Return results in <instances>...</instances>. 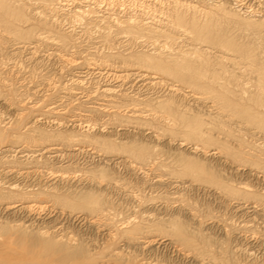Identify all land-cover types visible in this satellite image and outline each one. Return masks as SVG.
<instances>
[{"label": "rangeland", "instance_id": "rangeland-1", "mask_svg": "<svg viewBox=\"0 0 264 264\" xmlns=\"http://www.w3.org/2000/svg\"><path fill=\"white\" fill-rule=\"evenodd\" d=\"M131 1L132 0H128V2L126 3L129 7L133 2L132 7H135V8H130V10L136 12L137 14L142 12L141 15H144L143 17H145V18L150 17V19L151 20L153 19V21L155 20L154 18H156V19L158 18L159 21H158V19L155 20L156 22L154 21L156 24L162 23V25L163 24L166 25L167 17H169L170 15H172L174 13L175 7L172 5L170 0H166V1L158 0L157 2L151 3V4H149V3L146 4L145 1H142V0H136V1L133 0L132 2ZM239 3L240 2L233 0L230 4L231 5L230 8H232V10H234L235 12L240 9L239 10L240 15H229V16H227V15H213V14L212 15H209V14L206 15V13H203L202 11L201 12L197 11V14L195 13L196 18L199 21H201V22L207 21L211 24V26H213L212 27V34L215 37L216 43H212V44L211 43L210 44L201 43L200 41L194 40L195 38L191 37V34L189 32L186 33L181 28H180L181 30L180 29H178V30L174 29L172 26L170 27L171 24H168V26H165V27H168L167 31L170 32L171 39L170 38H168V39L164 38V40H163V38L160 37L158 39L159 45H156V46H159L158 50H163L161 52H164V50H166L165 53H172V56H175V55H173V53H176V52L177 53H179V52H186L187 53L188 51L192 52L193 51L192 49L195 47H198V46L201 47L202 49H206L207 53H205V58H206V61H207V59L209 60V63L207 61V64L204 65V69H203L204 71H202L204 73V76L206 77L205 81L209 82L211 79L214 80V82L211 80L210 84L214 85L213 87L215 88V90L218 89V91H220L221 93H224V94L226 93L232 101H236L239 105L243 106V105H246L248 103L246 98L248 97V94L250 93V91L255 89L254 85L256 83V80H255L256 78L253 75H256V72H254V70H253L254 68H252L253 66L251 64L254 61L255 64L259 63V64H257L259 66L261 64V62L264 61V27L255 26V25L249 24L248 22L246 23L245 18H247V15H246L247 12H245V10L246 9H253L255 12L254 14H262V12L264 10L262 9L263 7H261L259 4H256L252 1L251 2L248 1L243 6L242 5L238 6ZM258 5H259V7H258ZM122 7L124 8L125 6L119 5V6L115 7V9H116L115 14L116 15H118L119 13H120L119 15L123 14ZM249 7H251V8H249ZM139 9H143V11H140ZM146 9H147V11H146ZM143 12L144 13L147 12V13L143 14ZM149 12H151V13H149ZM63 15H64V13L62 11H58V10L55 12L54 11H51V12L48 11V13H47V16L49 17L48 18L49 24L50 25L52 24L51 25L52 29L53 30L54 29L59 30V31L56 30V33L54 32L55 30L50 32V33L55 34V36H53L52 34L46 32V31H39V34H43L42 35L43 38H40V40H38V39L30 40V42L26 40L27 43L24 42L25 47H24L23 54L22 53H19L20 55L19 54H17V55L13 54V52H15V50H13L14 47H11V46L4 50L5 52L7 50V53H6L7 57L8 56H9L8 58L11 57V61L9 62V64L7 63L6 66L0 67V73H1L0 74V92H1L0 95L2 94L0 96V115H1L0 116V129L4 128L3 125H5L6 127L11 126V128H13L12 126H15V124L18 123L16 120H19V122L21 123L19 131L20 132L24 131L23 133H25V134H23L24 135L23 140L15 141L14 139L9 138L10 140L8 139L6 143H4V144L0 143V153H1L0 154V182L9 180V177L11 175H9V172H6V170H8V169L12 168V169H15L17 172H24V170L28 171V169H29V168L28 169L24 168V167H26L24 165H17L16 163L11 164L10 162H7V160L4 157H2L3 155L12 154L11 155V156H13L12 161L14 162V161L24 160V157H22V158H20V157L23 156L24 153H30L29 151H25L24 153H18L19 151L24 150L23 148H25V147H26L25 148L26 150H38V149H41V148L46 147V146L49 147V145L51 144L50 147H52V146L57 147V148H59V151L58 152H47V153H43V151H41L42 155L44 154L43 155L44 158H46L47 156H49V157L51 156L49 161H46L47 164L41 163L38 165L39 167H36V168L34 167V168L29 169V170L34 169L35 170L34 173L32 172V173H29L28 175H27V173H24V174L22 173V175H20V176H18V178H16L18 183H21V186L23 184L25 185V183H26V185L36 184L34 186L33 190H31L33 194L31 193V195L27 196V198L26 197L22 198L19 196L14 197V200L15 199L18 200L15 203L19 204V206H17L14 209H10V210L9 209H6V210L3 209V208H5L6 205L7 206L9 205V200L4 199V198H0L1 199L0 200V213L4 214V216H2V215L0 216V217L4 218V219L1 218L0 221L9 224L8 222L13 223V221H11V220H14V219L19 220L21 218H24V217H22L23 216V212H21L22 209L20 211H17L16 209L19 208L20 206H27L28 204H30V202L36 203L39 206L45 205L47 203L49 206L46 204L48 206V209L45 211V214H47L46 217L48 219L46 217L44 219H46V222L48 220L50 225L47 223H45L43 225L47 224L46 226H50V227L52 226L51 227V229H52L56 225L57 221L59 222L58 216H60V217L62 216L58 212H61L62 210H63L62 211L63 214H65L67 212L66 209L63 208V205L62 206L60 205L61 202H59L56 199L57 198L56 196L59 194V192L55 188H52V186H54L58 183V185L61 186V189H65V187L66 186L69 187V185H70V187L71 186L79 187V185L82 186L83 184H88V182H89V184H91L92 182L90 181V179L87 178L88 176L84 177V175H83V170H86L87 169L86 167L92 166V164H96L99 166L98 169L103 168L104 162L107 161L109 158L110 159L119 158L118 160L114 159L115 162L116 161L118 162L122 159H125V161H126V159L127 160L129 159L126 157L125 153H122V151H118L115 149V150H105V151L102 150V152H100V150L95 148V146L89 145V143L87 144V142L75 144L74 142H68L67 143L66 141H60V142L56 141V140L54 141V139H49L45 143L44 142L42 143L39 141L33 142V141L28 140V138H27L28 136L26 135L27 134L26 132H28L27 130L29 128H30V130L31 129L44 130L45 132H48V133H53V132L57 133V132H61V131L71 132V130L76 131L77 129L75 130V128H73V126H72V124H76V123L80 124V125H84V124H91L92 122H94L93 124L95 125V127H97L99 124H101V126H98L97 128H95L93 130H87L85 128H83V129L79 128L76 131L79 133L82 132L83 134H88V135L98 134V135H103L106 137L111 136V138H116L117 140H121L122 142H125L129 139H134V138L141 140L143 142H145V141L151 142L152 141L153 143H158L160 145L165 144L166 147L168 149H170L171 151L177 149L178 145L182 141V143L184 142L183 143L184 145L183 146L179 145V146H181V147H179V150H182V152L185 153V154L183 153L185 156L189 155L192 157L191 158L192 160L197 162V165L193 164L194 166L196 165L197 167H199V165L201 163L199 164L198 160H200V161L203 160L201 162L205 161V162L211 163L212 165L217 167V169L219 167V169L221 170V174L223 173L222 175L225 178H228L230 180L233 179L232 180L233 184H236L238 182H243V183L245 182L247 184L250 183L249 185H252L254 191H256V192L260 191L259 193L264 194V131L262 132V130L254 129L251 126H248L244 121H242L238 117H235L233 115L231 116L227 110H225L223 108L220 109L221 108L220 102H217L218 99H216V98L214 99L212 92L208 91L209 92L208 93L207 90H204L205 91L204 93H207L205 95H204V93L202 94V95H204L203 97L206 96L205 98H203L204 100L203 101L202 100H196L192 94L196 95L199 92H203V91H200V89L191 85L190 84L191 82H184L183 81V82L178 83L174 79L172 80V79L164 78L162 82L154 84L151 82V80L149 78H146L144 80H142V79L139 80V78L137 76L131 75L130 77H126L127 78L126 80L124 78V79H121L119 81V84H122L120 87H116L118 85V83H116L115 81L112 82L113 85L116 84L115 86H113L114 89L118 90L116 93V94H118V96L115 94V96L117 97V98L115 97V102L112 103L111 101H109V99H105L103 97L100 98L99 97L100 95L91 96L92 95L91 91H93L95 88H97L98 85L101 87L100 88L101 90L103 89L102 87H104L103 86L104 82L102 79L96 78L97 80L100 81V83L96 84V82H94L97 80L94 79L93 77H96L97 74H94V76L91 75L90 77L87 76L88 79L86 78L87 80H84V81H87L88 83L83 84L82 86L79 85L80 87L78 85L77 86L73 85V82H72L75 79H77V80L81 79L82 80V77H79L80 75L85 76L84 73H82V72L84 70L86 71L87 68L89 67V66H87V61L89 63L90 59L96 60L98 58L99 60L97 59V62L100 61L99 63L104 65L105 63L103 64V61L101 59L104 57L102 54H104V55L109 54L106 52H110L113 54H121L123 52L122 54L126 55V54L133 52V51L137 52L139 50L140 51H147L148 50L147 52L150 53L151 52L150 50H152L151 41L153 39H149L147 43L146 42L141 43L139 41H138L139 43L138 42H130L129 40L127 41L126 37H121L120 36L121 34H119V36L113 37V39L109 43L103 39L104 35H105V29H104L105 25L100 23V22L99 23L96 22V20H94V17H91L92 18L91 23L89 21L88 25H87L88 27L91 28V30H90V28L86 29V30H82L81 28H83V29L86 28L85 27L86 25H84V26L79 25L76 21H71V19H69ZM166 15H167V17H165ZM52 16H55V18ZM56 16H57V18H56ZM60 18H61V20H59ZM59 21H61V22H59ZM68 21H70V22H68ZM93 21L95 22V24ZM72 22H74V25L70 26V24H73ZM58 24H60V25H58ZM98 24L100 25V27ZM61 26H63V27L61 28ZM92 26L93 27L97 26V27H95L96 28L95 29ZM98 28H102V29H98ZM70 29H72V32H70L71 31ZM73 31H74V33H73ZM61 33H63V35L61 37H63V38L66 37L67 38L66 41L69 42L66 45L60 41L61 40L60 39ZM67 33H69V34H67ZM72 33L75 35H73ZM80 33H82V34H80ZM98 33L101 35H99ZM46 34H48V35L50 34L51 36L49 35V37H47L48 35H46ZM56 34L57 35L59 34V35L57 36ZM52 37L53 38L55 37L54 40H56V41H58V39H60L58 42H61V43L53 41ZM82 37H83V39H82ZM84 37H85V39H84ZM86 37L87 38L89 37L90 39L89 38L87 39ZM48 38L51 40L47 41ZM74 39H75V41H74ZM84 40H86V41H84ZM113 40H115V41H113ZM117 40H118V42L120 41V43H119V45H121L120 47H118L119 45H118ZM51 41H53V42H51ZM73 41H74V44H73ZM49 42H51V44ZM54 42H56V43H54ZM103 42H105V43H103ZM128 42H130V43H128ZM27 44H29V45H27ZM37 44H39V45H37ZM71 44H72V47H71ZM76 44H78V45H76ZM223 44H225L226 47H230V49H232V50H228L225 47V45H223ZM33 45L35 47L37 45V48L34 49L35 47ZM54 45L56 46V49H55ZM145 45H146V47H145ZM40 46H41V49H40ZM48 46H49V48H47ZM51 46H52V48H51ZM61 46H64V48ZM110 46L113 48V50ZM114 46L116 47V49ZM68 47H69V49H68ZM30 48H32L34 50L32 51V49H30ZM71 48H72V51L70 50ZM126 48L130 49L129 50L130 52ZM190 48H192V49L190 50ZM10 49H11V51L12 50L13 51L11 52ZM109 49H111V50H109ZM73 50H75L76 53L73 52ZM123 50H125V51H123ZM57 53H61V54H57ZM247 53H249L250 55L249 56L245 55ZM52 54H54L56 56L55 57L56 59L54 58V55H52ZM69 54H71V56ZM94 55H95V59H94ZM221 55L224 57H227L228 59L223 58V60L220 62L221 64H219L218 62H216L215 57L221 56ZM87 56H89V57H87ZM194 56H197V55L195 54ZM68 57H70V58H68ZM86 57H87V59H86ZM251 57L255 60H251ZM8 58H6V59H8ZM17 58H19V59H17ZM57 58H59L60 61L58 60V62H57ZM14 59H16L15 60L16 62L14 61ZM254 62H253V64H254ZM37 63H39V64H37ZM74 63H76V64H74ZM60 64H62V65H60ZM63 64L65 65V67ZM33 66L35 67L34 69L32 68ZM40 66H41V68H40ZM23 67H25V69ZM102 67L106 70L105 66H102ZM249 67L251 68V71L253 70L252 72L250 71ZM128 71L129 72L131 71V73H134L133 71H135V70L130 69V70H127V72ZM31 72L32 73L36 72V73L32 74ZM48 72H50V73H48ZM124 72L126 73V71H123L122 73H124ZM47 73H48V75H47ZM252 73H254V74H252ZM45 74L47 75L46 77L44 76ZM40 75H42V76H40ZM207 77H208V79H207ZM89 78H93V79L91 80ZM89 81L91 83H89ZM252 81H253V83H252ZM121 82H123V83H121ZM148 82H150V83H148ZM219 83H222V85ZM176 84L178 86H176ZM251 84H254V85H251ZM220 86H222V87H220ZM251 87L252 88L254 87V88L252 89ZM169 88L170 89L173 88L176 90L171 91ZM1 97H3V98H1ZM118 97H119V99H118ZM122 98L127 99V101L124 100L125 101L124 103H127V104L129 103L127 106L121 107L120 109H118L119 111H116L115 110L116 108L113 109L114 107H110L112 104L118 103L119 100H123ZM155 98L169 99L170 101L168 103H171L174 105L175 112H173V114L169 115L167 113V110L161 109L160 107H157L154 111H151V107L147 106L145 104V102L150 101L151 99H155ZM99 99H101V100H99ZM132 99H134V100H132ZM215 100H217V101H215ZM132 102H133V104H132ZM141 102H143V103H141ZM139 103H141V104H139ZM217 103H219V104L217 105ZM136 105L138 107H140L139 110H138V107H136ZM134 107H136L137 109ZM111 108H112V111H111ZM143 108L146 111H143ZM53 109H54V111H53ZM140 109L142 111H140ZM113 110L116 113L115 114L116 116H114ZM109 111H110V113H109ZM224 111H227V112H224ZM150 112H152V113H150ZM154 112H156V113H154ZM218 112L221 114H219ZM194 113L196 115H199L197 117L202 118L204 120L203 121L204 122L203 128H205L207 130L210 128L211 129V130H209L210 134L212 136H214V138L216 139V141L214 142V146H213V144L207 145V143H206V145H205L203 143V145L206 146L204 151H203V149L198 150V151H196V150L193 151L194 148H192V147H194V144L197 141H194L195 142L194 143L193 140H191V139L188 140V139H186L185 136H184L185 140L184 141L181 140V138H184V137H181V136H183L182 128L177 123H178L179 119L187 118V116L190 114L195 115ZM227 113H228V116H225ZM229 115H230V117H229ZM19 117H21V118H19ZM78 117H80V118H78ZM20 119H22V120H20ZM72 119H77L78 121H72ZM175 119H177L178 121L176 122ZM80 120H82V123ZM59 121H60V124H61V122H63V123L61 125H58ZM79 121H80V123H79ZM209 121L212 123L210 124ZM220 122H221V124H220ZM6 123H8V124H6ZM69 124L71 125V127ZM205 125H207V126H205ZM171 128H173L175 130L181 129V131L178 130L177 131L178 134L176 133V135L172 133L174 136L167 134ZM230 128H231V130H230ZM162 129H164V131ZM165 130H167V131L165 132ZM19 131H17V132H19ZM10 132H11V130H8V133H10ZM165 134H167V135H165ZM153 135H155V136L158 135L159 137L158 138L156 137L154 139ZM27 141H29V142H27ZM90 146H92V148L94 150L96 149L95 152H92L93 149L88 150V152L91 154L88 153L86 155V154H83V152L77 153L76 152L77 150H74L75 147H83V149H88ZM222 146L223 147L228 146V148H232L233 150L238 149L237 151H242V155L245 156L246 158H248L249 162L247 161V162L242 163V161H239L238 159L237 160L233 159L232 156H230L226 151L223 150L224 148ZM117 147H119L118 144H117ZM215 147H217V149ZM218 147L221 149L222 154L219 152L220 149ZM4 148L5 149L7 148L11 151L3 152ZM216 150L219 153L216 152ZM16 151H18V152H16ZM214 152L216 153L215 156H214ZM98 153H100L101 155H99ZM36 154H38V152H36ZM226 154H228V155H226ZM189 156L186 157V159L187 158L189 159ZM193 156L197 157V160ZM228 156H229V158H228ZM40 157L41 156L38 155L37 158H40ZM129 160H131V159H129ZM186 161L187 160H185V162ZM115 162L109 163V166L108 165L107 166L110 168L111 166H114ZM128 163L129 162H125V164L122 163L123 165L117 163V167L115 166V169L117 171H119L118 175L122 179H124V181L122 182V184L118 185L119 188L116 186V190H114V189H112L111 191H110V189L108 190L111 192V195H113L112 200L114 203H116V204L120 203L119 205H122V203H123V206H121V208H123V210L125 208L127 209L128 207H131L132 205L136 204V202L135 203L131 202L132 197L129 196V195H131L130 190H132L133 192H134V190L137 191L136 189H139L140 187H142V185H140V184H143V182H145V181L147 182L148 185H150L151 184L150 179L154 176L153 174H151V172H150V174H148L149 171L148 172L145 171L146 174H144L143 170L138 169L139 165H137V164L136 165H129ZM104 165H106V164H104ZM125 165H126V167H125ZM182 167L180 168V166L177 165L175 168V170H176L175 173L178 172L177 176L182 175L181 176L182 179L184 181H186L188 184H193L194 189L191 188V192L190 191L188 192L189 200L191 199V200H193L194 203H197L198 205L196 204L197 205L196 207H198L200 205V207H201L200 209L202 210V212L206 209L205 207H207L208 210L210 208L212 214H214L216 217V218H214L212 223L210 222V220L205 221L203 224L197 223L199 226L201 225L200 228H202L203 230L207 229L208 232H210V233L212 232L213 235L217 238L219 237V238H224L225 240H227L230 249L231 250L234 249L233 251L236 252L234 256H237L236 259L237 258L238 259L235 261L237 262L238 260H241V262L239 261L238 264H259V263L261 264V263H264V251H263L264 246L262 244V241L260 240L261 238L263 239V237L261 235L262 231H258L259 230L258 228H260V226L262 227V230H263V228H264L263 224L264 223L262 222L261 219H259L260 216L259 217L254 216L257 214V211H258V213L261 214L262 211L259 209L262 207L261 209L263 210L264 207L259 206V209H257L255 211L250 207L251 203L248 204L249 203L248 201H245V200L239 201L238 199H233L227 193L222 192L220 189L218 190L217 185H215V184L211 185L210 183H208L207 180L210 178V176H208L209 178L206 176L208 173H204V172H206L205 170L202 171L203 173H200V172H197V171H199L198 168L194 167V168H192L191 171L188 172L187 170L185 171V168H182ZM51 168L54 171H58V173L64 172V174L63 173L61 174V175H63L62 176L63 178L59 177V176L52 178L53 176L48 172V171H50L49 169H51ZM66 169H69V170H67L68 172L66 171ZM133 169H134V171H133ZM73 170H76L77 174ZM179 171H181V172H179ZM67 173H68V175H67ZM70 173H72V174H70ZM13 175L15 176V173H13ZM64 175H65V177H64ZM24 176H26V177H24ZM68 176H70V178H68ZM71 176H72V179H71ZM145 177H148V178H145ZM19 179L23 182H21ZM175 179H178V178H175ZM195 179H196V181H195ZM67 181H69V182H67ZM125 181H126V183L128 182V184L126 185L128 188L125 187V185L123 187V183H125ZM208 184H210V185H208ZM121 185L123 188L121 187ZM197 186L199 187V189L195 188ZM0 187H2V186L0 185ZM119 189H120V191H119ZM123 189H127V191L123 190ZM1 190L2 189L0 188V192H2ZM112 191H114V193ZM202 192H204V193H202ZM136 194H138V193H136ZM147 194L149 195V193L146 191L145 195L147 196ZM125 200H126V202H125ZM117 201H119V202L117 203ZM240 203H242L243 207L241 206ZM119 205H116V206L118 207ZM147 207L150 208L147 205L146 207L144 206V208L142 207L141 209L143 210V209H146ZM246 207H250V208L247 209ZM151 208H153V210L156 209L155 212L156 211L163 212L164 209L165 210H168V209L174 210L173 208H175V207L169 206L167 208L164 206V204H159V206H158V204H155ZM51 209H52V211H51ZM14 210H16L15 213H14ZM205 211H207V209ZM75 213L81 215V213H83V212L82 211H75ZM6 214L8 215L7 217H6ZM42 216H44V215L40 214L39 217L42 218ZM56 217H58V218H56ZM215 219H216V221H215ZM72 221H73L72 219L69 221L66 220V222H65L66 224H64L63 229H60L62 227L59 228L60 224L56 225V227H54L51 230V231L55 230L54 235H51V237L54 239L58 238L61 236V234L63 232L64 233H66L67 231L70 232V230L73 234L75 233L74 235L78 234V236L81 235L83 238H85V237L87 238L88 235L90 236V233L93 236L98 235V237H97L98 240L96 241V243L98 242L97 243L98 246H96V243H95V245L93 246L94 252L91 251L92 253H94L92 255L93 256L92 259L94 258L93 260L96 262L97 261L100 262L101 260H104L102 256L104 253L106 254L107 252L100 251L99 248L101 247V249H102V247H103L102 245L109 243L110 241L113 243L114 242L113 239L109 240V238L111 239V237H108V236L105 237L106 235L103 236L101 234L99 235V233L97 234L96 232L95 233L91 232V230H90L91 228H89V223H87V222H90L88 220L84 221V222L80 219H79L80 222L79 221L72 222ZM240 221H241V225L239 223ZM244 221L249 222V223L247 222L248 226H246L247 223ZM244 223H246V224H244ZM39 224H41V223H39ZM211 224L214 226H212ZM218 224L220 227L218 226ZM41 225H40V227H41ZM238 225L241 227L239 228ZM243 225L245 226L244 227L245 232H243V230L242 231L240 230V229H244ZM253 225L255 228L253 227ZM257 225H258V227H257ZM251 226L253 227V229H255V230L257 229V231H258V234H255V236L253 235L254 233L251 230H249L250 228H252ZM40 227H39V225H38V227H37V225H35V228H40ZM64 227H66V229ZM248 227H249V229H248ZM87 229H88V231H87ZM216 229H217V231H216ZM230 229L231 230L233 229L234 232H232L233 230L231 231ZM239 230H240V232H239ZM247 230H249L250 232ZM120 231H122V230H120ZM207 231H205V232H207ZM225 231L226 232L229 231L233 234L229 233L227 236ZM237 232H239V233L237 234ZM241 232H243L244 234ZM251 232H252V234H251ZM221 235L223 237H220ZM8 236H9L8 234L0 233V264H56L57 263L56 261H58L59 257L61 256V255H59L60 252H58L57 250H54V248H48L47 249V247H45L43 245V243L40 241L37 242V241L32 240L30 238H26V239H24V241H18L17 243H15L12 240L13 238L11 236H9V237ZM252 236H254V237H252ZM249 237H252V238H249ZM257 237H261V238L257 239ZM104 238L106 240L107 239L108 240L106 241ZM102 242H105V243H102ZM121 242L122 241H120V243H117L116 245H114V247L115 248L119 247V245H121ZM235 246L238 248H236ZM260 246H261V249L259 248ZM97 247H99V248L97 249ZM235 248H236V250H235ZM246 250L248 251L249 254L247 253ZM98 251H99V253L102 254V256L97 253ZM165 252H167V251L163 250L162 253L164 254ZM145 254H148V253H145ZM100 256L102 258H100ZM142 257H144V256L140 255L136 258H132V260L129 261L130 263H127V264H139V261L141 260L140 258H142ZM185 259L184 258L181 259L182 263L180 261H177V262H180L179 264H183V263L188 264L189 261L186 262ZM81 261H82V258H79V257L72 258L70 264H77V263L79 264ZM253 261H255V262H253ZM140 262H142V261H140ZM177 262L175 264H177Z\"/></svg>", "mask_w": 264, "mask_h": 264}, {"label": "bare ground", "instance_id": "bare-ground-1", "mask_svg": "<svg viewBox=\"0 0 264 264\" xmlns=\"http://www.w3.org/2000/svg\"><path fill=\"white\" fill-rule=\"evenodd\" d=\"M142 1H145L146 4L147 3L151 4V3L157 2L158 0H142ZM164 1H166V0H164ZM232 1L233 0H170L172 5L175 7L174 13L172 15H170L169 17H167V15L165 16V17H167V22H166V25L163 24L164 25L163 26L162 23L161 24L155 23L156 22L155 20H157L158 18L157 19L154 18L155 19L154 20L155 22H154L153 19L152 20L150 19V17L149 18L143 17L144 15H141L142 12L137 14L136 12L130 10V8H135V7H132L133 2L128 7V5L126 4L128 2V0L127 1L126 0H0V67L6 66L7 63L9 64V62L11 61V57L10 58H8L9 56L7 57V54H6L7 50H6V52L4 51L6 48H8L10 46L14 47L13 50H15V52H13V54H15V55H17L19 53L23 54L24 47H25L24 42L27 43V41L30 42V40H35V39L40 40V38H43L42 37L43 34H39V31H46V32L50 33V32L55 30V29L54 30L52 29V26H51L52 24L51 25L49 24V21H48L49 17L47 16L48 11H50V12L51 11L55 12L57 10L62 11L64 13L63 16H66L67 18L71 19V21H76L79 25H83V26L86 25L85 26L86 28H84V29L81 28L82 30H86V29L90 28L87 26L88 22L90 21V23H91V19H92L91 17H94V20H96V22H98V23L100 22V23L105 25L104 26L105 35H104V38L103 37L102 38L106 42L110 43L111 40L113 39V37L119 36V34H121L120 35L121 37H126L127 41L129 40L130 42H138L139 41L141 43H145V42L147 43L149 39H153L151 41L152 50H150L151 51L150 53L147 52L148 50L147 51H140L139 50L137 52L133 51V52L129 53L130 52L129 50L131 49L129 47L130 49L126 48L129 51L128 52L129 54H126V55L122 54L123 52L121 54H113L110 52H106L109 54L108 55L102 54L104 57L101 59L103 61V64L105 63L104 65L100 64L99 63L100 61L97 62L98 58L96 60L90 59L89 63L87 61V66H89V67L87 68L86 71L84 70L82 72V73H84L85 76H81V75L79 76V77H82V80L81 79L73 80L72 81L73 85L82 86L83 84L88 83L87 81H84V80L88 79L87 76L90 77L91 75L94 76V74H97L96 77H93V78L94 79H96V78L102 79L104 82V84H103L104 87H102L103 89L101 90L100 89L101 87L98 85L99 87L97 86V88H95L93 91H91V94H92L91 96L100 95L99 96L100 98L103 97L105 99H109V101H111L113 103V102H115V97H116L115 94L117 93L118 90L114 89L113 86H115L116 84L113 85L112 82L115 81L116 83H118V85L116 87H120L122 84H119V81L121 79H124V78L126 80L127 79L126 77H130L131 75L137 76L139 78V80L140 79L144 80L146 78H149L151 80V82L154 84L162 82L164 78L172 79V80L174 79L178 83L183 82V81L184 82H191L190 83L191 85L200 89V91H203V92H199L196 95L192 94L196 100H202V101L204 100L203 98H205L206 96L205 97H203V96L205 94H207V93H204L205 92L204 90H207V92L208 91L212 92L214 99L215 98L218 99V101L217 100H215V101L220 102V105H221L220 109L223 108V109L227 110L231 116L233 115L235 117H238L239 119L244 121L248 126H251L254 129L262 130V132H263L264 131V61L263 60H262L263 62H261V64L259 66L257 65L259 63L255 64V62L253 61L254 64H253V62L251 64L249 62L253 66L252 68H254L253 69L254 72H256V75H253L256 78L255 79L256 83H255V85L251 84V85L255 86V89H253L254 87L253 88L251 87L253 90H251L252 92L250 91V93L248 94V97L246 98L248 103L246 105L242 104L243 106H241L236 101H232L226 93L225 94L221 93L220 91H218L217 88H216L217 90H215V88L213 87L214 85L210 84V81L212 79L209 82L205 81L206 77L204 76V73L202 71H204L203 70L204 65L207 64V61L209 63V60L207 59V61H206V58H205V53H207L206 49H202L201 47L198 46V47H195L193 49L190 48V50L191 49L193 50L192 52H189V51H188L189 53L188 52L187 53L186 52H179V53L176 52V53H173V55H175V56H172V53H165L166 50H164V52H161L163 50H158L159 46H156V45H159L158 39L160 37H162L163 40H164V38L165 39H168V38L171 39L170 32L167 31L168 27H165V26H168V24H171L170 27L172 26L174 29L178 30L181 28L184 32H186V33L189 32L191 34V37L195 38L194 40L200 41L201 43H208V44L216 43L215 37L212 34V27L213 26H211V24L207 21H205V22L199 21L196 18L195 13L197 14V11H200V12L202 11L203 13H206V15H208V14L209 15H212V14L213 15H227V16H229V15H240L239 14L240 9L235 12L234 10H232V8H230L231 7L230 4ZM236 1L240 2L238 4V6H241V5L243 6L248 1L249 2L252 1L256 4H259L261 7H263L262 9L264 10V0H248V1L247 0H236ZM119 5L125 6L124 8L122 7V9H123L122 15H119L120 13L118 15L115 14L116 13L115 7L119 6ZM259 5H258V7H259ZM249 8H251V7H249ZM139 10L143 11V9H139ZM146 11H147V9H146ZM245 12H247V14H246L247 18H245L246 23L248 22L249 24H252L255 26L264 27V11L262 12V14H254L255 12L253 9H246ZM146 13L143 12V14H146ZM149 13H151V12H149ZM52 17L55 18V16H52ZM56 18H57V16H56ZM59 20H61V18ZM158 21H159V19H158ZM59 22H61V21H59ZM68 22H70V21H68ZM72 23L73 24H70V26L74 25V22H72ZM94 24H95V22H94ZM58 25H60V24H58ZM62 27L63 26H61V28ZM95 27H97V26H95ZM95 27H93V28H95ZM99 27H100V25H99ZM98 29H102V28H98ZM56 30L54 31L55 33H56ZM70 30H71L70 32H72V29H70ZM90 30H91V28H90ZM57 31H59V30H57ZM73 33H74V31H73ZM50 34L55 36V34H53V33H50ZM67 34H69V33H67ZM80 34H82V33H80ZM46 35H48V34H46ZM49 35L47 37H49ZM62 35H63V33H61V35H60L61 40L58 39V41L60 40L61 42H63V44L66 45L69 42L66 41V39H67L66 37L65 38L61 37ZM73 35H75V34H73ZM99 35H101V34H99ZM54 38H53V41H56V40H54ZM82 39H83V37H82ZM84 39H85V37H84ZM49 40H51V39L48 38L47 41H49ZM53 41H51V42H53ZM58 41H56V42H58ZM74 41H75V39H74ZM74 41H73V44H74ZM84 41H86V40H84ZM113 41H115V40H113ZM51 42H49V43L51 44ZM56 42H54V43H56ZM61 42H58V43H61ZM117 42H118V40H117ZM130 42H128V43H130ZM103 43H105V42H103ZM119 43H120V41L118 42V45H119ZM27 45H29V44H27ZM37 45H39V44H37ZM37 45H36V47L33 45L35 47L34 49L37 48ZM76 45H78V44H76ZM146 45H145V47H146ZM223 45H225V44H223ZM120 46L121 45H119L118 47H120ZM61 47L64 48V46H61ZM71 47H72V44H71ZM225 47H226V45H225ZM47 48H49V46ZM51 48H52V46H51ZM226 48L228 50H232V49H230V47H226ZM30 49H32V48H30ZM34 49H32V51ZM40 49H41V46H40ZM55 49H56V46H55ZM68 49H69V47H68ZM115 49H116V47H115ZM70 50L72 51V48ZM75 50H73V52H75ZM109 50H111V49H109ZM112 50H113V48H112ZM125 50H123V51H125ZM10 51H11V49H10ZM57 54H61V53H57ZM195 54L197 56H194ZM52 55H54V54H52ZM69 55L71 56V54H69ZM245 55L249 56L250 54L247 53ZM55 57L56 56L54 55V58ZM87 57H89V56H87ZM87 57H86V59H87ZM6 58H8V59H6ZM59 58H57V62H58V60L60 61ZM68 58H70V57H68ZM215 58H216L215 59L216 62H218L219 64H221L220 62L223 60V58L228 59L227 57H224L222 55L217 56ZM17 59H19V58H17ZM94 59H95V55H94ZM15 60L16 59H14V61ZM251 60H255V59H253L251 57ZM37 64H39V63H37ZM74 64H76V63H74ZM60 65H62V64H60ZM101 65L105 66L106 70ZM64 67H65V65H64ZM23 68L25 69V67H23ZM32 68L34 69L35 67L33 66ZM40 68H41V66H40ZM130 69H134L135 70V71H133L134 73H131V71L127 72V70H130ZM123 71H126V73L125 72L122 73ZM250 71H251V68H250ZM35 73H32V74H35ZM48 73H50V72H48ZM48 73H47V75H48ZM252 74H254V73H252ZM47 75L45 74L44 76L46 77ZM40 76H42V75H40ZM93 78H89V79L92 80ZM207 79H208V77H207ZM212 81L214 82V80H212ZM253 81H252V83H253ZM94 82H96V84L100 83L99 80L94 81ZM89 83H91V82L89 81ZM121 83H123V82H121ZM148 83H150V82H148ZM219 84L222 85V83H219ZM176 86H178V85L176 84ZM220 87H222V86H220ZM170 90L174 91L176 89L171 88ZM203 93H204V95H202ZM116 95L118 96V94H116ZM1 98H3V97H1ZM118 99H119V97H118ZM122 99L123 100H119L118 103H114V104L111 103L113 106L112 105L111 106L109 105V106L114 107L113 109L116 108L115 110L119 111L118 109H120L121 107L127 106L129 104V103L128 104L124 103L125 101H127V99H125V98H122ZM99 100H101V99H99ZM132 100H134V99H132ZM169 101H170L169 99L155 98V99H151L150 101L145 102V104L147 106L151 107V111H154L157 107H160L161 109L167 110V113L169 115H171V114H173V112H175V107L173 104L168 103ZM143 102H141V103H143ZM141 103H139V104H141ZM132 104H133V102H132ZM218 104L219 103H217V105ZM137 105H136V107H138ZM136 107H134V108H136ZM139 108L140 107H138V110H139ZM53 111H54V109H53ZM111 111H112V108H111ZM140 111H142V110L140 109ZM143 111H146V110L143 108ZM227 111H224V112H227ZM113 112H114V110H113ZM109 113H110V111H109ZM150 113H152V112H150ZM154 113H156V112H154ZM113 114H114V116H116L115 112ZM219 114H221V113H219ZM230 115H229V117H230ZM188 116H187V118L179 119V121L177 119H175V121L176 122L178 121L177 124H179L180 127L182 128L183 136H181V137L185 136L186 139H188V140L191 139V140H193V142L197 141L196 143L194 142L195 143L194 147H192V148H194L193 151L194 150L198 151V150H202V149L204 151V149L206 147L205 146L206 143H207V145L213 144V146H214V142L216 141V139L214 138V136H212L210 134V132H209V130H211L210 128L208 130L203 128V126H204L203 121L204 120L202 118L197 117L199 115H196V114L195 115L190 114ZM225 116H228V113ZM19 118H21V117H19ZM78 118H80V117H78ZM20 120H22V119H20ZM16 121L18 123H16L15 126H12L13 128H11V126L6 127L5 125H3L4 128L0 129V143L1 144L6 143L9 138L14 139L15 141H20V140L24 139V135H23V134H25V133H23L24 131L23 132L19 131L21 123L19 122V120H16ZM72 121H78V120L72 119ZM80 121L82 123V120H80ZM80 121H79V123H80ZM212 122L209 121L210 124ZM62 123L63 122H61V124ZM93 123L94 122H92L91 124H84V125H80V124L76 123V124H72V126H73V128H75V130L76 129L78 130L79 128H82V129L85 128L87 130H93V129L97 128L98 126H101V124H99L97 127H95V125ZM6 124H8V123H6ZM61 124L59 121L58 125H61ZM220 124H221V122H220ZM205 126H207V125H205ZM70 127H71V125H70ZM231 128H230V130H231ZM8 130H11V132L8 133ZM162 130L164 131V129H162ZM178 130L181 131V129H178ZM178 130L171 128L167 134H170V135L175 134L176 135V133L178 134V132H177ZM17 131H19V132H17ZM27 131L28 132H26L27 133L26 135L28 136L27 137L28 140L33 141V142L39 141V142L45 143L49 139H54V141L56 140L59 142L60 141H66L67 143L68 142H74L75 144L87 142V144L89 143V145L95 146V148L100 150V152H102V150L105 151V150H115V149L118 151H122V153H125L126 157L131 159V160L128 159L129 160L128 161L126 159V161H125V159H122L118 162L117 161L115 162V160H118L119 158H116V159L114 158L115 160L109 158L107 161H105V162L103 161L104 164H106V165L103 164V168L98 169L99 166L96 164H92V166L86 167L87 169L83 170V175H84V177L88 176L87 178L90 179V181L92 182L91 184H89V182H88V184H83L82 186L79 185V187L71 186L72 188L69 185V187L66 186L65 189H61V186H59L58 183L56 185L52 186V188H55L59 192V194L56 196L57 197L56 199L59 202H61L60 205L61 206L63 205V208L66 209V211H67L65 214L62 213V211H63L62 209H61L62 210L61 212H58L62 215L61 217L58 216L59 222L57 221V223H56V225L60 224L59 228L62 227L60 229H63L64 224H66L65 223L66 220L69 221L72 219L73 220L72 222L79 221V219L82 220L83 222L88 220V221H90L87 223H89V228H91L90 229L91 232H93V233L96 232L97 234L99 233V235L101 234L103 236L106 235L105 237H107V236L111 237V239L109 238V240L113 239V241H114L113 243L110 241L109 243L103 244L102 249H101V247L100 248L97 247V249L99 248L100 251L107 252L106 254L104 253L105 255L103 254V256L101 253H99V251L97 252L99 255H101L103 257L104 260H101L100 262H98V261L96 262L93 260L94 258L92 259V257H93L92 255L94 254V253H92V252H94L93 246L95 245L96 241L98 240V238H97L98 235L93 236L90 233V236L88 235L87 238L86 237L83 238L81 235L80 236H78V234L74 235L75 233L73 234L70 230V232L67 231L68 233L67 232L64 233L62 231L63 233L58 238H55V239L52 238L51 235H54L55 230L54 231H51V230L54 227H56V225L55 226L53 225L54 227L52 229H51L52 226L51 227L46 226L47 224H49L48 220L46 222V219H44L47 216V214H45V211L48 209V206H49L47 203L46 204L48 206L46 204L39 206L36 203L30 202V204H28L27 206H20L19 208L16 209L17 211H20L21 209L23 210V211L21 210V212H23V216L22 215L21 216L24 218H21L19 220H15V219L11 220V221H13V223L8 222L9 224L0 221V223H1L0 224V233L8 234L9 236H11L13 238V239L12 238L11 239L15 243H17L18 241H24V239H26V238H30V239L35 240L37 242L38 241L42 242L43 245L45 247H47V249L48 248H54V250H57L58 252H60L59 255H61L59 257L58 261H56L57 262L56 264H70L71 259L76 258V257L82 258V261L79 264H127V263H130L129 261H131L132 258H136L140 255L144 256V257L140 258L141 259L140 261H142V262L139 261V264H175L177 261H180L182 263L181 259H183V258L184 259L186 258L185 259L186 262L189 261L188 264H238L239 261L241 262V260H238L237 262L235 261L238 259V258L236 259L237 256H234L236 252L233 251L234 249L233 250L230 249L227 240H225L224 238L215 237L212 232L211 233L208 232L206 228H205L206 230H203L202 228H200L201 225L199 226L197 224V223L203 224L205 221H208V220H210V222L212 223L214 218H216V217L214 214H212L210 208L208 210V208L205 207L207 209V211H205L206 210L205 209L202 212V210L200 209L201 208L200 205L198 207H196L198 204L194 203L193 200H191V199H190L191 201L189 200L188 192L189 191L191 192V188L194 187L193 184H188L186 181H184L182 179V177H181L182 175L179 174L180 176H177L178 172L175 173V171H176L175 168L177 165L180 166V168L183 166L182 168H185V171L187 170L188 172L191 171L192 168L197 167L196 166L197 162L192 160L191 156L188 155L190 160L188 158L186 159V157H188V156H185L184 155L185 153L182 152V150H179V147H181L179 145L183 146L184 142L183 143H182V141H181V143L179 142L180 144L178 145V148L171 151L170 149H168L166 147L165 144L160 145L158 143H153L152 141L151 142H146V141L143 142V141L135 139V138L129 139L125 142H122L121 140H117L116 138H111V136L106 137V136L98 135V134L88 135V134H83L82 132H80L81 133L80 134L79 132H76L73 130H71V132L61 131V132H57V133H54V132L48 133V132H45L44 130H40V129H31L30 130V128H29ZM166 131L167 130H165V132ZM167 134H165V135H167ZM153 136H154V139L156 137L157 138L159 137L158 135H156V136L153 135ZM185 137L181 138V140L184 141ZM27 142H29V141H27ZM203 143L205 145H203ZM117 144L119 147H117ZM50 145H49V147L46 146V147H43V148L38 149V150H26L25 149L26 147L24 146L25 147V148H23L24 150L19 151V152L16 151V152L24 153L25 151H29L30 153H24V155L20 157V158L24 157V160H21V161H14L13 162L12 161L13 156H11L12 154H9V155L5 154L2 157H4L7 160V162H10L11 164L16 163L17 165L26 166V167H24L26 169H28V168L30 169V168H34V167L36 168V167H39L38 166L39 164H41V163L44 164V163H46V161H49V159L51 157V156L50 157L47 156L46 158H44L43 157L44 154L42 155L41 151H43V153L58 152L59 151V148L54 147V146L50 147ZM92 146H90L88 149H83L84 146L83 147H75L74 150H77L76 151L77 153L83 152V154L87 155L89 153L88 150L93 149ZM215 148L217 149V147H215ZM223 148H224L223 150L226 151L230 156H232L233 159H236V160L238 159L239 161H242V163L247 162V161L249 162V159L242 155V151H237L238 149L233 150L232 148H228V146H225ZM95 150L93 149L92 152H95ZM9 151H11V150H9L7 148L6 149L4 148V150H3V152H9ZM36 152H38V154H36ZM216 152H218V151L216 150ZM219 152L220 153L222 152L221 149L219 150ZM89 154H91V153H89ZM98 154L101 155L100 153H98ZM215 154L216 153L214 152V156H215ZM228 154H226V155H228ZM38 155L41 157L37 158ZM194 158L197 160V157H194ZM228 158H229V156H228ZM184 159L187 161L185 162ZM198 161H199L198 163L199 164L201 163V164L199 165V167H197L199 170L197 172L203 173L202 171L205 170L206 172H204V173H208L206 176L207 177L210 176V178L208 177L209 179L207 180L208 183H210L211 185L212 184L217 185L218 190L220 189L222 192L227 193L233 199H238L239 201H243V200L248 201L249 202L248 204L251 203L250 207L255 211L257 209H259V206L264 207V194L259 193L260 191L259 192L254 191L252 185H249L250 183L247 184L245 182L244 183L238 182L236 184H233L232 183L233 179L231 178L232 180H230L228 178H225L222 175L223 173L221 174V170L219 169V167L217 169V167H215L211 163H208L205 161L201 162L203 160H201V161L198 160ZM113 162H115L114 166H111L109 168L108 167L109 163H113ZM125 162H129L128 163L129 165H136L137 164V165H139V168L138 167L137 168L143 170L144 174H146L145 171L146 172L149 171L148 174H150V172H151V174H153L154 176L153 177L151 176L152 178L150 179V181H151L150 185H148L147 182L145 181V182H143V184H140V185H142V187H140L139 189H136L137 191L134 190V192H133L132 190H130L131 195H129V196L132 197L131 202H134V203L136 202V204L132 205L131 207H128L127 209L125 208L127 206L126 205L124 207L125 209L123 210V208H121V206H123V203H122V205H119L120 203L119 204L114 203L112 200L113 195H111L110 191L112 189L116 190V186L118 187V185L122 184V182L124 181V179H122L118 175L119 171H117L115 169V166L117 167V163L118 164H122V163L125 164ZM193 164H196V165L194 166ZM125 167H126V165H125ZM29 169H28V171L24 170V172H17L15 169H12V168L6 170V172H9V175H11L12 177L10 176L9 180H7V181L0 182V185L2 186V187H0L2 189L1 190L2 192H0V198H4V199L9 200V205L8 206L6 205L7 207L5 206V208H3V209H5V210L9 209L10 210V209H14L17 206H19V204L15 203L18 200H16V199L14 200V197L19 196L22 198H25V197L27 198V196L31 195V193H32L31 190H33V188L36 184L26 185V183H25L26 186L24 184L21 186V183H18V181L16 180V178H18V176L22 175V173L23 174L27 173V175H28L29 173L35 172L34 169H32V170H29ZM49 170L50 171H48V172L53 176L52 178H55L58 176L62 177L63 175H61V174L62 173L64 174V172L58 173V171H54L52 168ZM67 170H69V169H66V171ZM73 171L75 173L77 172L76 170H73ZM133 171H134V169H133ZM179 172H181V171H179ZM13 173H15V176L13 175ZM70 174H72V173H70ZM67 175H68V173H67ZM24 177H26V176H24ZM64 177H65V175H64ZM68 178H70V176H68ZM145 178H148V177H145ZM175 178H178L179 180L175 179ZM71 179H72V176H71ZM195 181H196V179H195ZM21 182H23V181H21ZM67 182H69V181H67ZM127 184H128V182L126 183V181H125V183H123V187H124V185H125V187H127L126 186ZM210 184H208V185H210ZM121 187H122V185H121ZM195 188L199 189L198 186ZM109 189H110V191H108ZM123 190L127 191V189H123ZM119 191H120V189H119ZM146 191L149 193V195L147 194V196L145 195ZM112 192L114 193V191H112ZM204 192H202V193H204ZM136 193H138V194H136ZM118 202L119 201H117V203ZM125 202H126V200H125ZM155 204H158V206H159V204H164V206L167 208L169 206L175 207V208H173L174 210H169V209L165 210L164 209L163 212H158V211L155 212L156 209L153 210V208H151ZM240 204L242 206V203H240ZM116 205H119L120 207L119 206L117 207ZM147 205L150 208L147 207L146 209H143V210L141 209L142 207L144 208V206L146 207ZM250 207H246V208L248 209ZM261 208L259 209L262 211V212L260 211L261 214L258 213V211H257V214L254 212L256 214L254 216L255 217L260 216L259 219H261L262 222L264 223V209L262 210ZM16 210H14V213ZM51 211H52V209H51ZM75 211H82L83 213H81V215H79V214H76ZM7 214H6V217L8 216ZM40 214L44 215V216H42V218H40L39 217ZM1 215L4 216V214L0 213V216ZM58 217H56V218H58ZM1 218L2 217H0V219ZM2 219H4V218H2ZM215 221H216V219H215ZM244 222H246V221H244ZM39 223H41L42 225ZM45 223H47V224L43 225ZM239 223L241 225V221ZM246 223H244V224H246ZM248 223L246 226H248ZM35 225H37V227H38V225H39V227L41 225V227L35 228ZM254 225H253V227H254ZM212 226H214V225H212ZM218 226H219V224H218ZM263 226H264V224H263ZM240 227L241 226H239V228ZM244 227L245 226L243 225V228ZM253 227L250 229L248 227V229L254 233L253 234L254 236H255V234H258V231H262L261 235H262L263 239L261 237H257V239L261 238L260 240L262 241V244L264 246V228L262 230V227L260 226V228H258L259 230L257 231V229L255 230V229H253ZM257 227H258V225H257ZM64 228L66 229V227H64ZM120 230H122V231H120ZM240 230L241 231L243 230V232H245L244 231L245 228L240 229ZM240 230H239V232H240ZM249 230H247V231H249ZM87 231H88V229H87ZM205 231H207L208 233ZM216 231H217V229H216ZM232 232H234V230ZM239 232H237V234ZM243 232H241V233H243ZM252 232H251V234H252ZM229 233H231V232H229V231L226 232L227 236ZM231 234H233V233H231ZM254 236H252V237H254ZM220 237H223V236L221 235ZM252 237H249V238H252ZM120 241H122L121 245H119V247L115 248L114 245H116L117 243H120ZM97 243H96V246H98ZM102 243H105V242H102ZM236 248H238V247H236ZM236 248H235V250H236ZM259 248L261 249V246ZM163 250H165L167 252H165L163 254L162 253ZM145 253H148V254H145ZM247 253H248V251H247ZM101 256H100V258H102ZM180 262H177V264H179ZM253 262H255V261H253ZM261 264H264V263H261Z\"/></svg>", "mask_w": 264, "mask_h": 264}]
</instances>
